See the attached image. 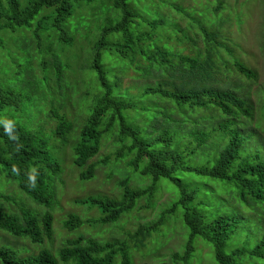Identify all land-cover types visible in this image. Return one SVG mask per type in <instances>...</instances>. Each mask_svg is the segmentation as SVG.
Here are the masks:
<instances>
[{"label":"trees","instance_id":"16d2710c","mask_svg":"<svg viewBox=\"0 0 264 264\" xmlns=\"http://www.w3.org/2000/svg\"><path fill=\"white\" fill-rule=\"evenodd\" d=\"M96 1L27 0L24 6L21 0H0V34L32 30L41 46L42 34L51 33L52 44L43 47V52L51 54L53 62L42 63L44 70H50V78H45L49 82L48 93L65 98L71 97L69 88L77 94L81 92L79 84L82 83L67 82L64 62L53 49V41L56 38L60 44H72L74 39L65 25L75 4ZM108 1H114L121 17L103 30L95 48L93 70L103 95L78 129V117L72 119L69 114L73 112L65 111V115L60 112L45 115L47 133L29 130L21 123L0 126V173L14 181L34 202L52 209L57 203L56 183L64 167L51 152L54 148L51 139L61 144L64 153H71L74 166L81 169L80 180L88 181L95 177L96 168L102 164L95 158L101 152L104 140L115 135L114 165L127 160L130 171L143 179L149 178L152 183L144 188H133L130 175H127L119 182L122 187L120 198L101 195L76 199L78 204L99 212V217L89 223L116 224L134 212L142 200L147 201L148 207L153 206L163 179L178 189L179 198L162 212L157 222L140 226L127 240L103 243L81 235L68 239L56 254L45 246L54 240L51 212L39 214L30 208L8 212L0 206V232L41 248L38 254H30L29 249L22 251L0 242V264H132V248L136 247L138 252L146 248L147 241L159 234L169 217L179 210H182L183 222L189 230V239L182 253L174 252L172 264H194L198 238L213 246L218 264H264V132L258 130L263 128L262 124L257 125L258 129L248 127L255 121L256 113L248 99V87L240 86L229 76L228 65L218 66L219 49L233 55L231 47L219 41V31L208 30L202 24L204 17L198 23L201 17H192L185 11V15L202 28L206 42L211 46L205 54L197 50L189 55V45L194 49L196 41L188 34L176 40L172 37L161 40L162 32L170 29L179 36L180 26L167 24L165 20H143L139 24L137 13L130 6L132 0ZM218 3L214 9L216 13L225 8L219 0ZM49 9L52 12L44 14ZM143 23L151 30L140 32ZM116 35H119L118 39ZM174 41L175 47L168 46ZM0 43L3 44L2 39ZM105 48L113 59L129 60L136 66V71L148 63L157 65V71L143 75L161 81L157 86L144 87L140 96H132L128 89L124 92L122 80L108 77ZM234 69L248 80L258 79L257 72L239 60L235 61ZM52 75L57 80V87L51 84ZM244 89L245 93L242 92ZM33 92L43 93L37 83L33 84ZM115 94L120 95L116 97ZM38 95L31 94L30 98ZM138 99L149 104L138 106L134 102ZM160 100L166 103L165 107L173 104L175 109L161 107ZM21 105L22 98L0 84V113L7 107ZM260 111L264 121V102ZM188 123L196 127L187 131ZM111 160L108 156L103 165L112 163ZM219 188L226 190L225 198L217 194ZM213 193L218 198L213 199ZM0 200L16 202L3 194H0ZM86 223L82 217L71 214L64 227L72 232Z\"/></svg>","mask_w":264,"mask_h":264},{"label":"rangeland","instance_id":"374dc122","mask_svg":"<svg viewBox=\"0 0 264 264\" xmlns=\"http://www.w3.org/2000/svg\"><path fill=\"white\" fill-rule=\"evenodd\" d=\"M21 1L26 6L27 0ZM219 2H222L223 7H225L219 13L214 10L220 4H217V0H132L130 1V6L137 13L139 24L143 20L149 22L165 20L167 24L171 23L180 26L182 30H179V36L170 29V31L162 32L161 40L170 37L176 40V38L182 37L185 33L188 34L196 41L194 49H192V45H189V55L194 54V52L197 53V50L205 54L206 50L211 46H208L202 28L196 26L193 20L188 15H185V11H188L192 17H201L197 20L198 23L204 17L205 23L202 24L208 30L219 31V41L229 45L233 55L220 48V55L216 57L218 66L224 68L225 64L228 65L230 67L228 70L230 72L229 76L237 80L241 84L240 86L248 87L246 89L249 93L248 99L256 109L255 121L248 127L258 129L257 125L262 124L263 128L258 130L264 132V121L260 118V108L264 102V0H219ZM175 6H178L181 11L178 8L176 9ZM50 12L52 11H47L44 14H49ZM120 17L121 12L115 9L114 1L97 0L92 4H75L73 14L65 25L74 39L73 43L60 44L56 38L54 39L53 49L57 51V54L64 62L67 82L73 85L76 82L82 83L79 84L81 86L79 94L69 88L72 92V100L70 96L62 98L58 94L48 93L49 88L47 86L49 82L47 83L45 78L49 77L48 73H50V70H44L42 63L44 61L53 62L51 54L43 52V47H48L52 44V39L49 37L51 33L42 34L43 43L41 46L32 30H25L24 32H20L21 30L5 31L1 33L0 38L3 40V44L0 43V84L13 94H16V96H20L22 105L20 107L5 108L0 113V126L21 123L26 125L29 130H43L47 133L44 127L45 115H51L54 112L64 114L63 111H65V113L73 112L69 114L72 119L78 117L76 129L82 127L87 118L86 115L97 104L99 97L103 95L98 85L97 74L93 70L96 45L101 38L103 30L116 23ZM171 24L167 27L168 29ZM35 30L34 26V32ZM150 30L151 28L144 23L139 27L140 32H148ZM118 36L116 35L115 38L118 39ZM163 45L167 46L168 44L164 43ZM168 46L175 47L176 41L173 44L171 42ZM103 52L108 77L111 80L115 78L122 80L124 92L128 89L132 96H140L144 87L157 86L161 81V79L154 76L143 75L144 72L151 74L152 70L157 71L159 69L157 65L148 63V65H143L140 71H136V66L131 64L129 60L113 59L108 48H105ZM236 60L241 61L257 72L258 79L256 81L248 80L236 72L234 69ZM52 76L51 84L57 87V80L54 75ZM161 78H163L162 75ZM224 80L225 77L223 78V83ZM229 80L227 81L229 82ZM32 82L37 83V88L43 93L33 92L34 83ZM64 87L68 90L66 85ZM235 88L238 89V85H235ZM51 89H53V86H51ZM242 92L245 93V89ZM31 94L39 95L33 96L32 99L30 98ZM119 95L115 94L116 97ZM134 102L138 106L149 104L146 100L143 101L141 99L134 100ZM158 104L169 110L175 109L173 104H168L165 107L166 103L161 100L158 101ZM52 124L54 125V123ZM187 125V131L196 127L190 123ZM114 140L115 135L104 140L101 152L95 158L96 162L102 163L96 168L95 177L88 181H81L79 178L81 169L74 166L70 157L71 153L69 151L64 153L61 144L52 138L51 143L54 148L51 149V152L64 167V172L56 183L57 203L54 204L52 209L37 204L26 196V193L14 181L8 180L0 173V194L6 195L12 200L14 198L16 201L0 200V206L8 212H20L21 208H30L39 214L51 212L54 216V240L52 244L49 243L45 246L50 247L55 254L65 246L68 239H76L81 235L103 243L114 240H127L129 234H135L140 226L157 222L162 212L178 200L179 192L170 181L163 179L160 182L159 191L155 195L153 206L148 207L147 201L142 200L134 212L124 216L116 224L103 226L96 222L89 223V221L99 217V212L96 209H90L86 205L78 204L76 199L85 200L101 195L120 198L122 187H119V182L126 178L127 175H130V184L133 188H144L152 183L149 178L143 179L138 173L130 171L131 169L126 165L127 160L114 165ZM187 140L190 141L191 139L187 138ZM196 145L194 143V146ZM108 156H111L112 163L103 165V161ZM119 172L124 174H119ZM110 175H112V178H110ZM217 194L224 198L227 196L224 188H219ZM212 197L213 199L218 198L215 193H213ZM240 208L242 212H245L242 206ZM71 214L82 217L87 223L75 231L67 230L64 227V222ZM188 231L183 222L182 210H179L169 217L165 227L161 230L162 233L154 234L147 241L146 248L139 250V252L136 247L132 248V264H172L174 252L182 253L183 248L186 247L189 239ZM0 242L22 251L29 249L30 254H38L41 250L39 246L34 245L30 241L14 239L2 232H0ZM196 247L194 264H218L211 244L198 238ZM22 254L25 255L26 253L23 252Z\"/></svg>","mask_w":264,"mask_h":264}]
</instances>
